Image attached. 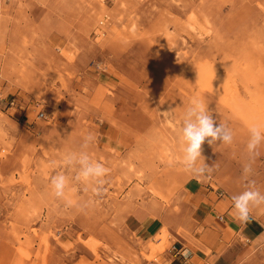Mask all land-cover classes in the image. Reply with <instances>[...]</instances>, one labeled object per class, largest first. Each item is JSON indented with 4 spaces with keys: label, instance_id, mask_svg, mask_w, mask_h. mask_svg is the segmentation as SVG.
<instances>
[{
    "label": "rangeland",
    "instance_id": "rangeland-1",
    "mask_svg": "<svg viewBox=\"0 0 264 264\" xmlns=\"http://www.w3.org/2000/svg\"><path fill=\"white\" fill-rule=\"evenodd\" d=\"M193 98L233 132L202 145L206 181L244 191L249 128L264 126V0H0V264H178L166 217L154 236L138 228L175 210L178 234L202 230L183 193ZM73 154L102 162L106 183L77 179Z\"/></svg>",
    "mask_w": 264,
    "mask_h": 264
},
{
    "label": "crops",
    "instance_id": "crops-1",
    "mask_svg": "<svg viewBox=\"0 0 264 264\" xmlns=\"http://www.w3.org/2000/svg\"><path fill=\"white\" fill-rule=\"evenodd\" d=\"M258 151L260 155L257 158L261 164L258 174L261 180L255 187L264 193V143ZM183 193L202 230L195 236L178 234V227L186 218L178 211L172 210L142 217L138 228L142 237L158 234L164 226L163 218L166 217L167 229L170 228L179 245L190 253L185 264H263L259 262L258 255L248 258L253 253L264 251V205L253 207L250 220L242 222L235 218L231 200L233 195L241 193L235 184H229L227 191H224L206 181V178L197 179L191 176L184 182ZM227 203L230 204L224 210L222 205ZM243 240H247V245ZM176 261L178 263V260Z\"/></svg>",
    "mask_w": 264,
    "mask_h": 264
},
{
    "label": "clouds",
    "instance_id": "clouds-1",
    "mask_svg": "<svg viewBox=\"0 0 264 264\" xmlns=\"http://www.w3.org/2000/svg\"><path fill=\"white\" fill-rule=\"evenodd\" d=\"M171 112L172 110L164 113H167L168 118H170ZM249 133L250 138L246 146L249 163L243 167L246 187L244 191L231 197L236 213L235 218L242 222L250 220V211L253 207L264 205V193L255 187L254 180L247 179L253 171L252 163L260 155L258 148L264 143V126L253 124L249 128ZM181 134L183 142L182 164L185 170L197 179L207 178L214 171V166H209L205 163V159L202 156V145L205 141L210 145H214L217 141L229 145L233 142L232 130L226 124H217L208 106L199 98L191 100L190 106L184 114ZM94 140L95 137L92 134H88L84 137L82 146L88 147ZM201 158H203V162H201ZM74 161L81 167L77 179L81 177L84 180L104 178V180H100V183H106L105 178L109 170L102 162L92 159L88 154H81L79 157L75 154L64 157V165L66 166L73 164ZM66 183V177L63 174H55L50 177V184L55 197H63L65 195ZM99 191V188L96 189L97 193ZM184 255L187 257L188 253L185 251Z\"/></svg>",
    "mask_w": 264,
    "mask_h": 264
},
{
    "label": "built area",
    "instance_id": "built-area-1",
    "mask_svg": "<svg viewBox=\"0 0 264 264\" xmlns=\"http://www.w3.org/2000/svg\"><path fill=\"white\" fill-rule=\"evenodd\" d=\"M13 103H14V101L11 102V104H13ZM38 116L42 117V116H46V115H44L43 111H40ZM170 251H171L173 258L175 260H178V264H185L186 260L190 256V253L188 251H186L185 247H183L181 245H177L176 243L172 244ZM185 251L188 253L187 257L184 255Z\"/></svg>",
    "mask_w": 264,
    "mask_h": 264
}]
</instances>
